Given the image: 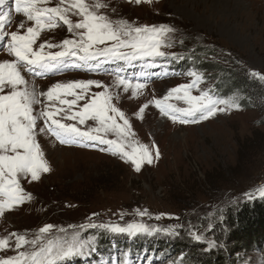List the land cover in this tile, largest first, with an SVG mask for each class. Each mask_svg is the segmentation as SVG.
I'll list each match as a JSON object with an SVG mask.
<instances>
[{
    "label": "rangeland",
    "instance_id": "obj_1",
    "mask_svg": "<svg viewBox=\"0 0 264 264\" xmlns=\"http://www.w3.org/2000/svg\"><path fill=\"white\" fill-rule=\"evenodd\" d=\"M86 2L92 4L95 0ZM99 2L106 5L99 9V14L113 22L127 21L133 26L163 25L173 29L164 37L165 42L170 44L161 49L165 53L185 56L201 52L203 61L210 69L217 66V72L203 73L204 83L193 90L192 95H199L215 84L225 83L224 99H239L240 88L243 87L258 92L256 103H260L261 108L240 106L239 110L218 112L199 123H173L161 115L153 101L162 99L172 88L188 84L190 77L177 76L163 80L170 60L125 64L123 61H105L101 58L90 61L87 66L73 67V58L67 57L68 61H72L71 67L64 65L59 71L38 76L22 70L28 88L34 89L37 94L46 92L56 83L71 81L93 80L108 86L118 96L113 103L128 118L135 134L133 139L149 148L155 144L160 158L154 159L150 165H143L141 171L136 172L130 163L98 148L60 144L54 137L39 132V128L43 127V119H39L37 142L50 171L42 173L36 181H32L30 176L20 178L22 189L30 194L31 199L0 217V239L9 241L8 247L0 250V259L30 249L29 245H25L17 250L13 233L24 234L31 240L39 228L49 224L54 226L50 237H62L58 230L63 228L69 234L76 232L82 239L92 241L97 240L96 232L99 234L100 231L99 237L102 238L112 234L99 228L82 229L80 225H126L137 221L150 228L176 233L181 223H188V220H184L186 216L197 213L208 217L213 213L217 215L225 204L245 197L247 192L255 193V189L263 183L264 104L260 90L264 88L258 84L251 85L246 75L258 82L264 81L260 78L264 77V0H142L140 4H136L135 0ZM58 4L59 0H48L39 6L55 7ZM15 6V0H12L4 31L24 34L33 23L22 13H17ZM69 19L75 24L81 17L69 13ZM72 38L73 34L67 30V26L59 22L57 27L41 32L34 48L41 43L59 45L64 39ZM6 42L7 37L0 43V62L14 60L4 49ZM60 50L59 47L45 48V51L53 53ZM149 63L153 66L148 67ZM234 72L233 79L236 81L230 82V74ZM254 72L259 76L252 75ZM116 73L133 83L139 80L146 86L133 97L131 89L124 91L123 86L114 87ZM8 91L10 89L6 88L2 94ZM99 91L102 89H91V92ZM38 98L42 103L33 105L34 114L42 110L45 101L42 96ZM168 103L177 107L186 106L182 100L174 97ZM145 104L148 107L142 119L137 118L140 107ZM87 123L93 124L91 121ZM255 196L259 197L258 193ZM136 210H147L149 215L138 217ZM157 216L160 218L156 219ZM193 233L201 235V242L216 255H206L204 251L201 253L182 246L183 253L191 261L225 263L224 258L217 255L224 253L227 245L231 246L229 242L222 245L220 237L218 243L213 242V234H207L205 230ZM193 233L190 236L195 240ZM209 241L215 246L210 247ZM107 246L108 240L103 247ZM241 255H244V264H264V254L260 249L256 253L241 251ZM181 259L180 255L169 254L158 264H179Z\"/></svg>",
    "mask_w": 264,
    "mask_h": 264
},
{
    "label": "snow or ice",
    "instance_id": "obj_2",
    "mask_svg": "<svg viewBox=\"0 0 264 264\" xmlns=\"http://www.w3.org/2000/svg\"><path fill=\"white\" fill-rule=\"evenodd\" d=\"M47 2L48 0H15V11L22 13L33 23L24 34L17 31L10 34L5 32L7 16L0 15V41L7 37L4 49L9 56L14 57L12 61L0 62V217L6 211L31 199L30 194L25 193L21 187V177L30 176L32 181H36L42 173L50 171L37 142L39 119H43V127L39 128V132L54 137L60 144L98 148L99 151L130 163L136 172H140L143 165H150L154 159L160 158L155 144L149 148L133 139L135 134L128 118L113 103L118 96L108 86L93 80L71 81L56 83L46 92L37 94L34 89L28 88L22 70L38 76L53 70L59 71L66 65L67 57L73 58V67L87 66L90 61L101 58L105 61H123L125 64L154 61L166 56L161 49L170 44L165 42L164 37L173 29L163 25L133 26L127 21L113 22L99 14V9L106 7L99 0L92 4L86 0H59L55 7L39 6ZM141 2L142 0H135L136 4ZM4 3L5 0H0V5ZM69 13L81 17L80 21L74 24L69 19ZM59 22L67 26L73 38L64 39L59 45L41 43L38 48H34L41 32L57 27ZM101 45L104 47H100ZM46 47H59L62 50L53 53L45 51ZM152 66L151 63L148 64V67ZM188 75L193 78L191 83L172 88L162 99L153 101L162 116H166L173 123L189 124L210 119L218 112L239 110L237 98H218L210 92L192 95V89L198 87L202 77L194 71ZM252 75L259 76V73L254 72ZM121 86L124 91L131 89L135 97L146 84L139 80L133 83L116 73L114 87ZM93 87L102 91L91 92ZM6 88L10 91L2 94ZM38 96L44 97L45 101L42 110L34 114L33 105L42 103ZM173 97L182 100L186 106L177 107L168 103ZM146 107L147 104L140 107L137 118L142 119ZM89 121L93 124L88 125ZM245 195L249 199L253 198L251 192ZM258 195L264 198V188L258 190ZM135 214L141 218L149 215L147 210H136ZM53 228L50 224L39 228L31 240L24 234L13 233L17 250L25 245H29L30 249L0 259V264H66L67 260L93 250L92 240L82 239L76 232L69 234L63 228L58 230L63 234L62 237H50L49 233ZM80 228H99L130 237L162 231L137 221L128 222L126 225L90 223L86 226L80 225ZM193 238L197 241L203 239L196 233H193ZM8 245V239H0V250ZM209 246L215 245L209 241ZM124 264H127L126 260Z\"/></svg>",
    "mask_w": 264,
    "mask_h": 264
},
{
    "label": "trees",
    "instance_id": "obj_3",
    "mask_svg": "<svg viewBox=\"0 0 264 264\" xmlns=\"http://www.w3.org/2000/svg\"><path fill=\"white\" fill-rule=\"evenodd\" d=\"M205 54V51H204ZM183 65L189 64L192 66L199 74L206 75V73L218 71L219 68L217 66L210 67L205 64L201 57V52L198 55L186 54L183 61H181ZM234 73L230 74V82L236 79H233ZM229 76V74H227ZM251 82V85L258 84L264 88V81H256L246 75ZM206 79V78H205ZM245 87V86H244ZM213 94L218 98H225L226 93H223L227 89V85L215 84V86L211 87ZM238 103L243 108L248 107H257L261 108L260 103L257 102V94L255 90L248 91L247 88H240ZM242 92H245L243 94ZM255 92V93H254ZM260 97L264 104V90H260ZM256 103V104H255ZM264 124V122H263ZM222 192V191H221ZM224 193L225 190H224ZM214 214V215H213ZM211 217H208L204 214L197 213L196 215H192L191 217H187L184 219L185 222L181 223L180 229H178V236H165L160 235L159 233H154L152 239L147 236L138 237L135 240L136 245H144L148 247L149 250H159V252L165 253V256L169 254L180 255L182 259L179 261V264H202V262L197 261L196 259L191 261L187 254L183 253V247L187 246L192 249L197 250L198 252L204 251L206 255H216L210 249V251H206L205 244L201 243V241L192 240L190 233L200 232V230H205L207 234H213V242L216 243L220 237V242L231 244V246L227 245V249H225L224 253H220L217 256L224 258V262L226 264H244V255L239 256L241 251H247L256 253L258 249L261 250V254H264V198L253 196V198L249 199L247 196L240 198L232 203L225 204L220 211L217 213H213ZM90 231V230H89ZM100 234V231H99ZM99 234L96 232L95 237L98 241V249L100 250V246H104L107 243V240L110 244H124L128 237L117 235V236H105L99 237ZM252 236L253 238H249ZM99 237V238H98ZM204 245V247H203ZM180 248L178 252L177 249ZM134 249V247H131ZM168 250V252H166ZM182 250V251H181ZM216 252V251H215ZM203 253V254H204ZM262 260H264V255ZM223 262V263H224ZM224 263V264H225ZM204 264V263H203ZM205 264H216V263H205Z\"/></svg>",
    "mask_w": 264,
    "mask_h": 264
},
{
    "label": "built area",
    "instance_id": "obj_4",
    "mask_svg": "<svg viewBox=\"0 0 264 264\" xmlns=\"http://www.w3.org/2000/svg\"><path fill=\"white\" fill-rule=\"evenodd\" d=\"M262 185H264V180H263V183H261V184L259 185V187H261Z\"/></svg>",
    "mask_w": 264,
    "mask_h": 264
},
{
    "label": "bare ground",
    "instance_id": "obj_5",
    "mask_svg": "<svg viewBox=\"0 0 264 264\" xmlns=\"http://www.w3.org/2000/svg\"><path fill=\"white\" fill-rule=\"evenodd\" d=\"M14 18L16 19V16H14ZM19 19V18H18ZM20 20V19H19Z\"/></svg>",
    "mask_w": 264,
    "mask_h": 264
}]
</instances>
